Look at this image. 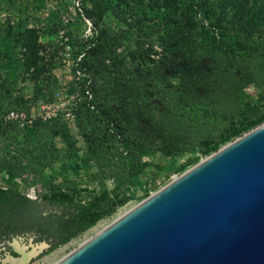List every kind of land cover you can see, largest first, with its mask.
Wrapping results in <instances>:
<instances>
[{"label": "trees", "instance_id": "obj_1", "mask_svg": "<svg viewBox=\"0 0 264 264\" xmlns=\"http://www.w3.org/2000/svg\"><path fill=\"white\" fill-rule=\"evenodd\" d=\"M81 1L92 25L67 42L72 118L5 120L53 103L62 86L59 49L38 26L0 28V227L39 228L54 249L149 196H137L147 168L188 153L184 172L264 123V0ZM59 18L51 9L50 37Z\"/></svg>", "mask_w": 264, "mask_h": 264}, {"label": "water", "instance_id": "obj_2", "mask_svg": "<svg viewBox=\"0 0 264 264\" xmlns=\"http://www.w3.org/2000/svg\"><path fill=\"white\" fill-rule=\"evenodd\" d=\"M56 264H264V123Z\"/></svg>", "mask_w": 264, "mask_h": 264}, {"label": "rangeland", "instance_id": "obj_3", "mask_svg": "<svg viewBox=\"0 0 264 264\" xmlns=\"http://www.w3.org/2000/svg\"><path fill=\"white\" fill-rule=\"evenodd\" d=\"M81 2V0H0V28L5 27L9 21L13 23L15 19L23 18L24 22L27 24L39 27L42 40L44 43H47L48 47L53 48V50L55 47L59 49L58 58L60 66L55 69V73L61 82L62 87L59 90L62 93V97L58 102V113H64L67 118H72L71 106L75 96L74 91L69 86V83L74 77V58L67 42L72 35L75 36L80 33L89 35L91 33L89 22L86 20V26L77 13V8L81 6ZM51 9L60 10L59 24L62 26L60 31L53 37L45 33L50 27L48 15ZM109 18L110 20L114 19L111 14ZM116 26H118L117 23ZM22 85L25 96H30L32 94L31 84L27 82ZM247 91L252 98H257L259 95V89L254 85L248 87ZM39 107L40 104L38 107H35V110ZM188 156V153H180L175 160H168L170 161L168 167L164 166L161 169L158 166L147 168L143 182L138 189L137 196L144 195L146 191H149L150 196L169 184L176 177L180 176L183 172H177L176 168ZM70 174L72 176L74 175L73 172ZM147 197L143 199L136 198L130 201L127 205L120 208L113 217L100 221L88 231L50 252L41 260V264H56L70 252L95 236L118 217L135 207Z\"/></svg>", "mask_w": 264, "mask_h": 264}, {"label": "flooded vegetation", "instance_id": "obj_4", "mask_svg": "<svg viewBox=\"0 0 264 264\" xmlns=\"http://www.w3.org/2000/svg\"><path fill=\"white\" fill-rule=\"evenodd\" d=\"M55 238L29 225L0 227V264H41L55 250ZM57 249V248H56Z\"/></svg>", "mask_w": 264, "mask_h": 264}, {"label": "built area", "instance_id": "obj_5", "mask_svg": "<svg viewBox=\"0 0 264 264\" xmlns=\"http://www.w3.org/2000/svg\"><path fill=\"white\" fill-rule=\"evenodd\" d=\"M92 25L89 20H87ZM62 97L61 91H58L56 93V100L51 104H40V107L37 110H33L31 114H28L24 110H17L12 109L10 110L6 116V121H16L18 122L22 127L31 125L37 117L42 118L43 120H47L48 118H51L53 116H56L58 114V102ZM148 159V158H146ZM28 195L32 198H36L38 196V191L35 187H32L29 190Z\"/></svg>", "mask_w": 264, "mask_h": 264}]
</instances>
